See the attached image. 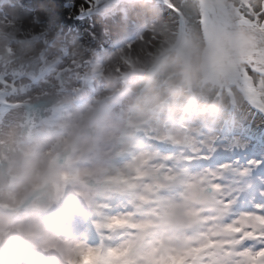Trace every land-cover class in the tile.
Wrapping results in <instances>:
<instances>
[{
	"label": "rangeland",
	"instance_id": "rangeland-1",
	"mask_svg": "<svg viewBox=\"0 0 264 264\" xmlns=\"http://www.w3.org/2000/svg\"><path fill=\"white\" fill-rule=\"evenodd\" d=\"M215 1L216 6L211 5L209 0H185L192 9L193 17L196 13L203 16L202 24L198 19L177 22L162 7L161 0H90L91 13L77 11L81 5L88 8L85 0H0V21L26 33V38L29 37L34 44L33 59L41 58V63L37 64L39 69L49 67L46 81L52 86L59 81L58 75L70 78L67 82L70 84L69 90L63 99L71 101L72 119H87L90 129V134L82 138L80 146L88 143L93 153L97 149L103 151L105 159L120 153L119 165L111 170V175L100 180L124 183L123 180L136 173L134 168L139 166V162L157 152L167 157H173L174 154V157H178L179 151L187 148L189 151L184 157L189 161L211 156L209 164L213 162L212 167L225 161H238L240 170L247 166L249 159H260L264 155L256 146L264 135V118L249 109L251 103L264 111V23L255 22V17L264 13V0ZM19 3L27 7L30 13L18 16L16 6ZM105 7L109 9L103 11ZM242 10L251 13L253 20L246 19ZM8 29L11 30L10 27ZM0 30H3L1 26ZM107 30L113 34L108 35L110 31ZM105 45H108L107 48ZM197 67L201 75L193 81L188 73ZM228 67L233 68L234 73ZM249 67L258 80L256 86H253L252 77L246 71ZM33 70L39 75L44 73L30 61L25 73L30 76L34 74L31 73ZM234 74L239 76L238 80ZM80 98H85V101L81 103ZM161 101V108L150 120L145 122L138 118L137 110L141 102L155 105ZM99 112H102L100 117L97 116V120L93 121ZM61 129L66 137L70 128ZM59 136L50 143L59 140ZM86 137L90 141L85 142ZM249 143L250 146L245 150ZM155 144L157 146H153ZM135 146L136 150H130ZM123 151L130 152L125 154ZM218 156L219 160H215ZM35 160L37 165L39 156ZM85 160L80 155L75 164L83 162V169L88 164ZM161 160V165L157 166L165 172L167 159ZM183 164L187 167L190 162L185 161ZM203 166L208 170L205 164ZM35 173L41 185L40 172ZM191 174L192 181L200 179L196 167L190 171ZM261 174L264 175V172ZM145 175L141 183L143 191L153 185L147 171ZM168 177H156L155 180L165 181ZM178 196L180 198L175 201L183 205V193L179 192ZM62 200L70 203V206L79 202L68 192ZM59 215L64 217V212ZM1 216L7 219L9 215ZM84 221L72 220L70 223L74 226L65 227L72 232L66 254L76 264L91 262V255L95 257L102 252V241H99L94 227ZM17 225L8 223L6 226L4 221H0L5 235L11 234ZM111 245L109 250L118 255L127 251L129 242L126 238L118 241L112 239ZM3 247L0 254L5 251ZM197 247L195 245L190 251H195ZM184 256L182 253H172L166 264L172 260L179 261L180 258L183 260ZM224 256L225 260H221V264H225L227 259V255ZM237 256L230 260V264H234L238 258L243 259V255ZM28 258L33 259L30 254ZM205 261L208 263L210 260Z\"/></svg>",
	"mask_w": 264,
	"mask_h": 264
},
{
	"label": "bare ground",
	"instance_id": "bare-ground-1",
	"mask_svg": "<svg viewBox=\"0 0 264 264\" xmlns=\"http://www.w3.org/2000/svg\"><path fill=\"white\" fill-rule=\"evenodd\" d=\"M209 1L216 6L215 0ZM105 9L109 8L105 7L103 11ZM0 26L3 29L0 30V75L7 74L10 80L14 78L19 89L8 101L0 97V214L9 215L7 219L0 215V221H4L6 226L8 223L18 224L7 235L0 226V249L4 239L13 238L25 246L24 249H31L29 254L33 259L28 258L29 264H76L66 254L72 232L65 227L74 226L70 223L72 220L85 219L84 222L94 227L99 241H102V252L95 257L91 255V262L83 264H166L175 252L185 254L184 259L172 260L169 264H221L220 261L225 260L224 255H227L225 264H230L233 257L240 255L236 251L239 244L237 233L249 226L253 232L264 228V218L258 216H243L234 224L224 223L228 210L237 198L243 205L252 197L258 199L259 193L264 192V175L261 174L264 167L250 169L246 166L240 170V162L236 161L213 173L209 168L204 169L202 160L185 159L184 154L189 151L184 148L187 147L185 145L177 158L175 154L167 157L162 152L150 153L147 160L139 162V166L134 168L136 173L125 177L124 183L100 180L119 165L120 153L105 159L103 151L97 149L93 153L88 143L80 146L82 138L90 134V129L87 119H72L71 101L63 99L69 90V77L58 75L59 81L52 86L46 81L49 67L39 69L37 64L41 63V58L33 59L34 44L29 37L26 38V33L24 35L22 29L7 26L1 21ZM110 34L113 33L110 31ZM15 35L20 37L15 39ZM30 61L36 64L38 70H43L44 75L34 73L36 70L31 71L34 74L30 76L26 74L25 69L30 66ZM232 69L228 67L231 72ZM237 76L234 74V77ZM83 101L85 98H80V102ZM101 113L92 116L93 121ZM63 127L70 128L66 137L63 136ZM91 134L94 138V134ZM56 136H59V140L50 143ZM134 149L137 147L130 148ZM80 155L86 158L85 163L88 162L83 169V162L75 164ZM37 156L39 162L36 165ZM219 157L213 158L219 160ZM160 158L167 159L165 172L157 166L161 165ZM185 161L190 165L186 167L183 164ZM194 167L198 169L200 179L192 181L190 171ZM35 171L40 172L41 185L37 182L38 177L34 176ZM146 171L153 185L150 184L148 190L143 191L141 183L147 176ZM156 177L168 178L156 181ZM216 180H222V183L214 185ZM67 192L78 199L77 205L70 206V203L62 200ZM179 192L183 193L186 204L180 205L177 203L179 201H175L180 198ZM62 211L65 218L57 222ZM19 225H22L21 228ZM251 234L245 233L246 236ZM124 238L129 242L127 251L114 255L115 251L109 250L112 239L118 241ZM195 245H198L197 249L190 251ZM241 255L243 259H248L246 253ZM205 259L210 261L206 263ZM0 264H15L14 254L1 253Z\"/></svg>",
	"mask_w": 264,
	"mask_h": 264
},
{
	"label": "snow or ice",
	"instance_id": "snow-or-ice-1",
	"mask_svg": "<svg viewBox=\"0 0 264 264\" xmlns=\"http://www.w3.org/2000/svg\"><path fill=\"white\" fill-rule=\"evenodd\" d=\"M85 3L88 4V8H84L83 5H81L77 11L81 13H91L89 11L92 6L90 0H85ZM161 5L163 8L167 9V13L171 15L177 22H181L184 19H188L190 21L193 19H198V22L201 24L203 23V16L200 13H196L195 17L192 16V9L188 7V5L185 3V0H161ZM16 7H18V16L27 15L30 13V10L22 3H19V5ZM242 15L248 20H253V15L247 12V10H242ZM255 22L264 23V13H259L255 17ZM246 71L252 77L253 86H256L258 84V80L255 78L252 68L249 67L246 69ZM18 91L19 89L17 88L14 78L10 80L8 79L7 74L0 75V97H2L4 101H8L9 97L11 95H15ZM249 109L251 112L259 114V116L264 118V111H261L255 105L249 103ZM253 122H255L254 118ZM249 146L250 143L246 145L245 150H247ZM256 146L260 148L262 152H264V135L260 137V140ZM233 150L235 151L236 149ZM198 159H201L213 173L224 169L227 165L232 164V161H225L216 165L215 167H212L209 164V161L212 160L211 156L198 157ZM246 164L250 169L264 167V155H262L260 159H249ZM221 183L222 180L214 181V185L217 186ZM231 198L232 197H228L227 199ZM227 199L225 202H227ZM243 216H258L264 218V192L259 193L258 199L256 197H252L243 205L239 203V199L237 198L236 203H234L228 210L224 223L234 224ZM245 233L252 234L246 236ZM237 239L239 241L238 247L236 249L237 253H246L248 259L244 260L238 258L236 261H234V264H264V228L257 229L255 232H253V229L249 226L237 233Z\"/></svg>",
	"mask_w": 264,
	"mask_h": 264
},
{
	"label": "clouds",
	"instance_id": "clouds-1",
	"mask_svg": "<svg viewBox=\"0 0 264 264\" xmlns=\"http://www.w3.org/2000/svg\"><path fill=\"white\" fill-rule=\"evenodd\" d=\"M201 75V70L193 68L188 76L191 80H198ZM162 101L160 104H145L141 102V106L137 110L138 118L143 121H148L156 113L157 109L161 108ZM4 250L6 253L14 254L15 264H29L28 255L31 252V249L25 250L23 245L19 244L15 239L9 238L3 241Z\"/></svg>",
	"mask_w": 264,
	"mask_h": 264
}]
</instances>
